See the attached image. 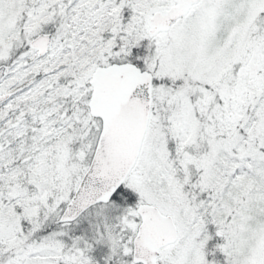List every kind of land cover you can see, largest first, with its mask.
<instances>
[{"label": "snow or ice", "instance_id": "obj_1", "mask_svg": "<svg viewBox=\"0 0 264 264\" xmlns=\"http://www.w3.org/2000/svg\"><path fill=\"white\" fill-rule=\"evenodd\" d=\"M0 264H264V0H0Z\"/></svg>", "mask_w": 264, "mask_h": 264}]
</instances>
